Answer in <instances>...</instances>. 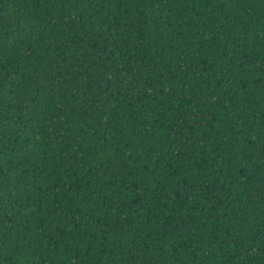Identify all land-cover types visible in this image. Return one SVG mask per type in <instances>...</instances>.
I'll list each match as a JSON object with an SVG mask.
<instances>
[{
	"label": "trees",
	"instance_id": "trees-1",
	"mask_svg": "<svg viewBox=\"0 0 264 264\" xmlns=\"http://www.w3.org/2000/svg\"><path fill=\"white\" fill-rule=\"evenodd\" d=\"M0 264H264V0H0Z\"/></svg>",
	"mask_w": 264,
	"mask_h": 264
}]
</instances>
